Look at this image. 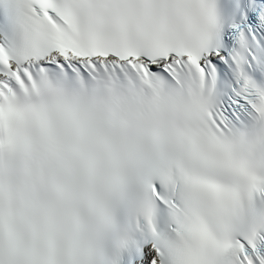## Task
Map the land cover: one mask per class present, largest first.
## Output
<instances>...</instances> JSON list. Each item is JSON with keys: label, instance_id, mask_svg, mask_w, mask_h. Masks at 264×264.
<instances>
[{"label": "snow or ice", "instance_id": "1", "mask_svg": "<svg viewBox=\"0 0 264 264\" xmlns=\"http://www.w3.org/2000/svg\"><path fill=\"white\" fill-rule=\"evenodd\" d=\"M0 264H264V0H0Z\"/></svg>", "mask_w": 264, "mask_h": 264}]
</instances>
